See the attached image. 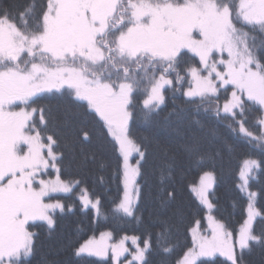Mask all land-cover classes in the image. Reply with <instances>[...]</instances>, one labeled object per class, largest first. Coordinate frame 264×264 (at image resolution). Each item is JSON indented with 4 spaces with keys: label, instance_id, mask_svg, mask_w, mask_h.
Wrapping results in <instances>:
<instances>
[{
    "label": "snow or ice",
    "instance_id": "obj_1",
    "mask_svg": "<svg viewBox=\"0 0 264 264\" xmlns=\"http://www.w3.org/2000/svg\"><path fill=\"white\" fill-rule=\"evenodd\" d=\"M166 89L180 91L186 103L197 107L212 105V98L218 101L221 89L230 91L231 98L225 97L222 108L216 105L215 115L231 120L230 127L238 125L250 142L264 146V0H25L22 6L13 0L0 6V264H30L36 250L30 227L40 221L51 229L56 211H65L64 204L46 202L45 197L72 191L73 182L61 179V170L77 161L65 158L58 111L40 106L39 94L59 93L66 105L99 118L100 129L111 137L123 163L125 194L114 211L132 217L139 191L129 193L128 187L148 162L147 146L130 135L134 93L145 92L148 116L164 104ZM251 111L260 113L258 134L246 127ZM91 136L87 127L76 131L79 142ZM186 152L199 157L194 161L198 166L203 162L195 141ZM133 153L138 157L135 166L129 162ZM254 167H259L255 160L244 161V185ZM48 169H55V180L42 178ZM164 180L162 169L161 184ZM213 182V174L205 172L193 188L209 213L210 235H198L197 219L190 228L192 247L176 264H217V256L225 258L224 264H247L256 247L264 250V233L253 227L256 217L264 219L253 204L256 193H248L247 219L234 237L211 214L215 205L208 189ZM161 191L156 217L161 231L155 246L171 254L172 217L163 213L176 201V192ZM81 199L85 207L99 211V200ZM181 214L177 209L173 216ZM103 239L89 240L75 249V256L106 255ZM124 240L112 248L113 259L129 253L128 264H148L151 233L142 241L131 237L134 253L124 247Z\"/></svg>",
    "mask_w": 264,
    "mask_h": 264
},
{
    "label": "trees",
    "instance_id": "obj_2",
    "mask_svg": "<svg viewBox=\"0 0 264 264\" xmlns=\"http://www.w3.org/2000/svg\"><path fill=\"white\" fill-rule=\"evenodd\" d=\"M12 2L0 0V6ZM14 2L22 6L25 0ZM42 2L36 0L37 4ZM187 86L184 84L183 90ZM164 95V104L146 116L148 109L143 104L147 98L145 92L141 90L134 93L130 135L142 147L147 146L148 162L137 176L139 196L134 206V216L129 217L114 211L122 198L121 158L113 150L111 137L106 136V130L100 129L97 123L99 118L94 113L86 114L84 109L66 105L59 93L39 94L36 99L40 106L58 111L61 147L65 158L74 157L77 161L71 169L62 168L61 179L72 182L78 180L79 183L71 192L55 197L65 205V211H56L51 229L44 222H35L30 227L29 230L35 234L36 249L30 257V264H112L110 258L98 259L87 255L77 257L74 254L83 240L104 231L110 232L113 240L136 236L142 241L151 233L153 248L146 254L148 264H176V260L192 247L190 228L195 226L197 219L201 221L200 229L205 230L207 211L191 191V186L205 172H211L214 178L208 193L215 205L211 214L235 236L246 217L248 203L246 194L239 186V173L245 159H256L259 162L254 177L248 181V189L256 193L255 209L264 216V146L250 142L249 137L238 131V125L230 127L231 120L220 119L215 115L214 108L217 104L221 107L226 94L220 92L218 101L212 98V105L205 102L199 107L186 103L187 98L180 91L173 93L171 89H166ZM254 107L259 108L258 105ZM206 108L208 111H205ZM177 113H180V118ZM259 115V112L251 111L246 124L250 131L257 134L255 125ZM80 127L91 130L90 141L79 142L76 139V131ZM194 141L204 156L199 166L194 162L199 157L190 158L186 152V146ZM162 169L165 171L163 184ZM85 189L88 196L99 200L98 212L81 205L79 194L85 192ZM161 189H174L176 192V201L163 213L172 217L169 243L174 251L171 254H165L155 246L156 234L161 231L156 222L157 213L161 211ZM177 209L182 214L173 216ZM253 227L257 234L264 233V219L256 217ZM140 245L143 246L142 243ZM215 260L217 264L225 262V258L220 256L215 257ZM246 261L247 264H264V250L256 247L246 257Z\"/></svg>",
    "mask_w": 264,
    "mask_h": 264
},
{
    "label": "rangeland",
    "instance_id": "obj_3",
    "mask_svg": "<svg viewBox=\"0 0 264 264\" xmlns=\"http://www.w3.org/2000/svg\"><path fill=\"white\" fill-rule=\"evenodd\" d=\"M224 55H225V58H226V57H227V53H225ZM187 87H188V86H187ZM187 87L185 88L184 91L187 90ZM229 87H230V86H229ZM220 92L225 93L224 89H221ZM225 94H226L225 97H227L228 99L231 98V92H230V91L227 92V93H225ZM224 102H225V98L223 99V101H222V103H221V108H222ZM20 107H23V105H20ZM15 110H19V108H16ZM238 129H239V128H238ZM238 131H239V130H238ZM137 159H138V157L136 156L135 153H133V155L130 157V161H129L130 164H132L133 166H135V164H136V160H137ZM246 160H255V161L257 162V164L259 165V162H258L256 159H245L244 161H246ZM244 161L242 162V166H241V169H240V173H241V171L243 170ZM121 168H122V187H123V189H122V198H121L120 202L123 200V198H124V194H125V184H124V175H123V171H124V170H123L122 158H121ZM258 168H259V167H254V168L251 170V172L247 174V177H246V178H247L248 181H249L250 178L254 177L256 171L258 170ZM48 173H49V174H47V175H43L42 178L45 179V180H55V179H56L57 173H56L55 169H48ZM240 173H239V186H240V188H241V186H243V190H242V188H241V190L244 191V193H245L246 196H247L248 202H249L248 193H249V192H252V191L248 189V183H247V185H244V180L241 178ZM203 175H204V174H202V175L200 176V178L198 179V181H197L194 185L191 186V191H192V193L194 194V196L197 198V200H198L199 202H200V200H199L198 194H197L196 191H193V188H194V187H195V188H198V187H199V185H200V181H201V177H202ZM137 176H138V175H137ZM137 176L135 177V183L132 184V185H129V187H128V191H129V193H131L134 189H137V190H138V186H137V184H136ZM75 186H76V183L73 182L72 189H73ZM212 186H213V183H212L211 187L208 189V193H209V191L211 190ZM247 190H248V191H247ZM60 194H66V193H65V192H53V193H50V197H45V201H46V202L55 203V202H57V200H58V199H56L55 197H56L57 195H60ZM84 196H87V198H88L89 200H91L93 203L96 201L95 199H92L90 196H88V194H87L86 192L81 191L80 194H79V201H80L81 205H82L84 208H85V205L83 204L82 199H81V198L84 197ZM208 197H209V196H208ZM137 199H138V197H135V196L133 197V208H134V206L136 205ZM254 199H255V197H254ZM58 201L61 203L60 200H58ZM120 202H119V203H120ZM253 204H254V207H255L254 200H253ZM247 206H248V203H247ZM88 207H90L91 209H93L95 212L97 211L95 208H92L91 206H88ZM205 209H206V208H205ZM206 211H207V209H206ZM121 213H123V212H121ZM123 214H124V213H123ZM208 214H209V213H208V211H207V213H206V215H205V218H204V221H205V228H204V229H205V230L202 231V230L200 229L199 232H198V235H210L211 229H210V227H209V221L207 220V215H208ZM96 215H97V214H96ZM246 219H247V208H246V217H245L244 221H245ZM244 221L242 222L241 226L243 225ZM37 222H40V221H37ZM45 224H46V223H45ZM46 225H47V224H46ZM241 226H240V227H241ZM193 227H194V226H193ZM240 227H239V229H240ZM239 229H238L236 235L238 234ZM190 234H191V237H192V233H191V231H190ZM236 235H235V236H236ZM102 236H104V239H103L102 243H103V245L106 246V248H107L106 255H103V256H95V255H93L92 257H95V258H98V259H106V258H110L112 264H128V261L132 260V256L129 255V253H121V255L119 256V258L116 259V260H114V259H113L112 248L118 246V245L120 244V242H121L122 240H124L125 237H129V239L124 240V247L128 248L130 253H134V252H135V245H133L132 240H131V237H133V236H123V237H120V238H118V239H116V240H113V239H112V235H111V233H110V232H107V231H104V232H100V233H98V234L95 235V236H91V237L86 238L85 240H83V241L79 244V246H78L77 248H79L81 245L87 243L89 240H92V241H94L95 243H100V242H101V237H102ZM235 236H234V237H235ZM192 241H193V237H192ZM138 243H139V242H138ZM140 246H141V245H140ZM141 247H143V246H141ZM85 255H87V254H85ZM87 256H88V255H87ZM202 259H203V258H202Z\"/></svg>",
    "mask_w": 264,
    "mask_h": 264
}]
</instances>
